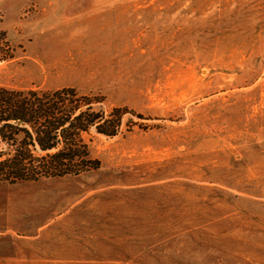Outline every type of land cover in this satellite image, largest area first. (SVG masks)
<instances>
[{
  "label": "rangeland",
  "instance_id": "obj_1",
  "mask_svg": "<svg viewBox=\"0 0 264 264\" xmlns=\"http://www.w3.org/2000/svg\"><path fill=\"white\" fill-rule=\"evenodd\" d=\"M0 49L2 85L124 108L82 133L97 168L0 182V264L140 261L182 228L264 264V0H0Z\"/></svg>",
  "mask_w": 264,
  "mask_h": 264
},
{
  "label": "trees",
  "instance_id": "obj_2",
  "mask_svg": "<svg viewBox=\"0 0 264 264\" xmlns=\"http://www.w3.org/2000/svg\"><path fill=\"white\" fill-rule=\"evenodd\" d=\"M9 56L0 49V60ZM94 102L68 86L39 89L0 84V182L57 178L97 168L98 161L88 155L82 133L92 129L98 134L115 135L124 108L104 111L94 109ZM135 116L140 118L138 113ZM188 230H174L161 239L160 245L145 248L140 261L83 258L77 264H237L242 260L238 255H212L209 250L218 247L200 240L196 245H204L205 254L192 251L181 238ZM190 255L195 262L184 259Z\"/></svg>",
  "mask_w": 264,
  "mask_h": 264
}]
</instances>
